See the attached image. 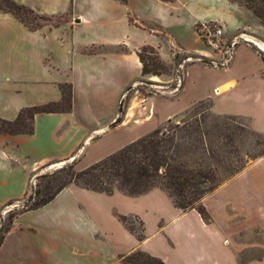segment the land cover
Returning <instances> with one entry per match:
<instances>
[{"label":"crops","instance_id":"0c3cea01","mask_svg":"<svg viewBox=\"0 0 264 264\" xmlns=\"http://www.w3.org/2000/svg\"><path fill=\"white\" fill-rule=\"evenodd\" d=\"M13 1L62 20L30 29L0 12V119L59 102L64 84L70 109L34 114L32 133H0V211L26 195L40 167L72 162L81 170L198 101L264 135V50L255 44H264V24L238 0ZM204 23L219 24L224 38L245 33L253 42H240L225 68L186 65L170 96H136L141 79L173 80L170 73L142 75V47L169 68L185 55L215 56L197 30ZM191 72L198 78L190 81ZM191 87L186 103L171 101ZM201 203L207 220L195 208L176 207L160 188L131 196L69 183L45 204L13 214L0 238V264H123L136 250L164 264H264V154ZM121 216L136 218L139 232Z\"/></svg>","mask_w":264,"mask_h":264},{"label":"trees","instance_id":"16d2710c","mask_svg":"<svg viewBox=\"0 0 264 264\" xmlns=\"http://www.w3.org/2000/svg\"><path fill=\"white\" fill-rule=\"evenodd\" d=\"M119 1L121 3L126 2V0ZM238 2L251 10L259 21L264 24V0H238ZM0 12H8L12 14L30 29L37 28L38 25H29V23L22 18L23 15H32L34 19L43 18L42 15L36 13L33 9L18 4L13 0H0ZM145 48L149 49L154 54V58L157 62L153 61L152 65H157L160 71H155L147 67L146 61L148 58L146 59L142 54V51ZM137 54L142 64V75H160L162 74L161 70L167 67L158 58L151 47H142ZM261 58L264 61V53H261ZM63 87L67 88L66 92L63 91ZM61 90L62 98L59 102H49L39 106L24 108L13 120L0 119V133H32L34 114L68 111L70 109V85H62ZM198 102L200 103L202 101ZM61 103L63 104V107H60ZM194 104H192V106ZM169 121L170 120L167 122ZM192 131H195V129ZM186 133L187 135H190L191 131H187ZM172 141L173 136L169 135V131L165 132L161 128H156L146 135L128 143L119 150L107 155L101 160L81 170H77L73 173V179H80L82 187L105 192L107 194H111L114 191L113 187L131 196L142 194L153 187H161L167 192L176 207L182 210L195 208L202 218L207 220L208 215L201 203V199L205 194L212 191L217 184H212L204 187V189H200L199 185L206 184L211 178L208 173H202L199 170L189 168L187 167L188 164L185 162L170 164L167 161V152L170 145L173 144ZM262 154H264V151L258 154V156ZM70 166L73 167L74 164L71 163ZM201 166L202 164L200 167ZM241 169L242 168H239L234 173L239 172ZM207 172L209 171L207 170ZM113 183L114 185H112ZM67 184H69V182L62 184L52 193L45 197H41L39 201L27 205L22 210L36 208L45 204L54 196V194ZM12 216L13 214L9 216V219H11ZM120 219L125 224L126 217L121 216ZM7 229L8 227L2 232V234L7 231ZM2 234L0 235V238ZM137 257L140 258V261ZM121 262L123 264H164L159 258L151 256L141 250H136L123 256Z\"/></svg>","mask_w":264,"mask_h":264},{"label":"rangeland","instance_id":"374dc122","mask_svg":"<svg viewBox=\"0 0 264 264\" xmlns=\"http://www.w3.org/2000/svg\"><path fill=\"white\" fill-rule=\"evenodd\" d=\"M42 16L43 18L41 19H34L32 15L25 14L22 18L26 20L29 25H38V27L43 24L57 25L62 20L57 16ZM209 24L219 25L216 23ZM208 50L211 51L209 48ZM142 54L146 59L148 58L146 61L148 68L160 71L157 65H152L153 61H157L154 58V54L149 49L145 48L142 51ZM194 62L201 63L198 61L185 63L181 72V84L178 88H180L183 84V71L186 65ZM170 67L171 68L167 66L161 70L163 74H173V80L170 84L163 83L156 78L155 80L144 78L141 79L137 85L139 93L135 92V95L139 97L142 94L149 95L154 93H166L168 96H170V94H174L171 90L174 87L176 66ZM198 75L200 76V73ZM196 78H198L197 75H195L194 72H191L189 80L192 81ZM63 91L66 92L67 88L63 87ZM194 94L195 92L193 93L191 87L179 96L180 100L178 102L174 100L171 101L178 104H184L192 96H194ZM130 96L132 95L127 94L120 100V108L126 106ZM134 100H136V98ZM167 100L170 101V99ZM208 106L209 102L207 100H203L200 103L196 102L193 106L191 105L188 107V109L181 113V115H179L176 119H171L169 122H165L159 127L165 132L169 131V135L173 136V144L170 145L167 152V161L170 164L185 162L188 164L187 167L199 170L202 173H208L210 175L211 178L206 184L199 185L200 189H204V187L212 184H217L218 186L226 179L233 176L236 170L243 168L250 161L257 158L258 154L264 151V135L258 134L250 129L244 118L237 116L216 115L208 110ZM60 107H63L62 103L60 104ZM193 129H195V131H192ZM187 131H191L190 135H187ZM71 163L72 162H66L65 164H60L58 166L40 167L37 170L39 176L34 178L35 185L30 183L26 195L18 200L19 206L12 208L2 218L0 233L2 234V232L8 227L10 220L9 216L11 214L22 210L27 205L33 204L35 201H39L41 197H45L46 195L52 193L62 184L69 182L82 186L80 179H73V173H75L78 169L76 166H70ZM199 164H202V166L200 167ZM207 170L209 172H207ZM112 185H114V183ZM153 188H160L164 190L161 187ZM113 190L119 191L115 187H113ZM125 225L131 228L134 232H139L140 224L136 218L131 216L126 217ZM138 259L140 261V258Z\"/></svg>","mask_w":264,"mask_h":264},{"label":"built area","instance_id":"2783aa9c","mask_svg":"<svg viewBox=\"0 0 264 264\" xmlns=\"http://www.w3.org/2000/svg\"><path fill=\"white\" fill-rule=\"evenodd\" d=\"M215 24V23H213ZM199 34L204 39L205 44L215 53V56L206 57L204 55H185L176 64V75L174 78V87L171 90L175 92L181 84V75L185 63L190 61H198L216 68H225L232 60L234 49L240 42H253L252 39L245 33H239L231 38H224L222 27L220 25H210L209 23L201 24L197 27ZM184 75V74H183ZM32 185H35V179L30 180ZM19 202L16 201L6 205L0 211V226L4 215L14 207H18ZM1 235V233H0Z\"/></svg>","mask_w":264,"mask_h":264},{"label":"bare ground","instance_id":"6f19581e","mask_svg":"<svg viewBox=\"0 0 264 264\" xmlns=\"http://www.w3.org/2000/svg\"><path fill=\"white\" fill-rule=\"evenodd\" d=\"M255 44L259 45V46L261 47V49L264 50V44H262V43H260V42H258V41H255ZM131 111H132V110H131ZM56 166H58V165H56ZM51 168H52V167H51Z\"/></svg>","mask_w":264,"mask_h":264},{"label":"water","instance_id":"95a60500","mask_svg":"<svg viewBox=\"0 0 264 264\" xmlns=\"http://www.w3.org/2000/svg\"><path fill=\"white\" fill-rule=\"evenodd\" d=\"M77 20V19H76Z\"/></svg>","mask_w":264,"mask_h":264}]
</instances>
